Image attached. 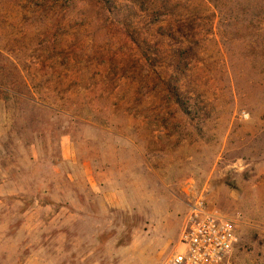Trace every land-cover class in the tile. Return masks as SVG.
Returning <instances> with one entry per match:
<instances>
[{
	"label": "rangeland",
	"instance_id": "rangeland-1",
	"mask_svg": "<svg viewBox=\"0 0 264 264\" xmlns=\"http://www.w3.org/2000/svg\"><path fill=\"white\" fill-rule=\"evenodd\" d=\"M198 197L264 264V0H0V264H161Z\"/></svg>",
	"mask_w": 264,
	"mask_h": 264
},
{
	"label": "built area",
	"instance_id": "built-area-1",
	"mask_svg": "<svg viewBox=\"0 0 264 264\" xmlns=\"http://www.w3.org/2000/svg\"><path fill=\"white\" fill-rule=\"evenodd\" d=\"M238 240L236 219L198 197L189 204L174 247L161 264H223Z\"/></svg>",
	"mask_w": 264,
	"mask_h": 264
},
{
	"label": "trees",
	"instance_id": "trees-1",
	"mask_svg": "<svg viewBox=\"0 0 264 264\" xmlns=\"http://www.w3.org/2000/svg\"><path fill=\"white\" fill-rule=\"evenodd\" d=\"M22 97V96H21ZM28 99V98H27ZM34 101V100H33Z\"/></svg>",
	"mask_w": 264,
	"mask_h": 264
}]
</instances>
